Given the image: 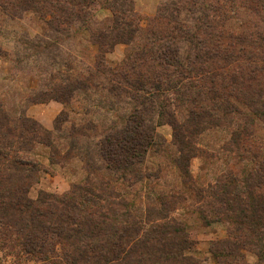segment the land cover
Instances as JSON below:
<instances>
[{"label": "trees", "instance_id": "trees-1", "mask_svg": "<svg viewBox=\"0 0 264 264\" xmlns=\"http://www.w3.org/2000/svg\"><path fill=\"white\" fill-rule=\"evenodd\" d=\"M98 6L113 12L106 25L94 19ZM21 8L49 15L50 25L66 24L65 32L72 25L74 33L76 26L93 31L99 53L88 75L68 65L53 98H83L87 105L79 112L97 109L107 119L74 122L55 135L0 104V250L43 264H196L193 231L172 216L196 199L205 225L227 224V237L210 246L218 263L264 264V135L257 132L264 128V0H166L155 18L165 27L150 25L122 66L107 65L105 57L117 43L141 37L133 0H23ZM241 8L259 22L237 31L231 21ZM54 45L34 48L56 64ZM121 101L127 111L119 109ZM69 119L62 112L56 130ZM165 123L173 128L174 149L157 131ZM218 128L228 132L222 149L241 164L201 185L191 159L205 152L200 136ZM68 132L81 143H59ZM44 142L51 165L78 157L86 177L65 193L31 197V187L49 170L34 156ZM153 154L171 155L177 189L151 186L161 177L148 163ZM133 185L145 189V205L125 194ZM247 251L256 263L246 259Z\"/></svg>", "mask_w": 264, "mask_h": 264}, {"label": "rangeland", "instance_id": "rangeland-1", "mask_svg": "<svg viewBox=\"0 0 264 264\" xmlns=\"http://www.w3.org/2000/svg\"><path fill=\"white\" fill-rule=\"evenodd\" d=\"M165 1L133 0L135 13L142 29L141 37L131 44L117 43L106 54L107 65L122 66L126 62L127 54L133 49H139L143 43L144 32L150 25L155 31L165 27V25L156 26L158 24H155L158 9ZM22 2L23 0H0V104L11 116L17 117L24 114L55 135L66 134L74 122L78 125L88 119L94 120L97 124L105 121L107 115L97 109V112L92 115L79 112L83 106L87 105L83 98H76L69 103L53 98L63 84L58 77L67 74L68 65L72 64V67L77 71L88 75L87 69L92 68L99 53L98 46L92 42L93 31H87L85 28L79 29L76 26V33H74V25H72L71 32H65L66 24L55 22L50 25L47 23V20L51 19L49 15L31 9H22ZM93 14L99 25H106L114 18L113 12L107 7L98 6ZM237 16V19L231 21L232 27L237 31L242 23L248 29L249 26L253 28V23L259 22V18L249 14L245 8H241ZM50 41L55 43L52 46V51L53 55L57 54L55 61L58 62L56 64L51 63L49 59L45 60L43 56H38L40 47L34 48L36 44L44 46L46 42ZM103 81L106 82L104 78ZM101 91L99 90V93L103 95ZM122 101L119 102V109L124 112V110H128L129 106ZM65 111L68 112L70 119L61 123L63 128L58 131L56 130V120ZM157 131L164 138L166 144L173 148V128L165 123L158 126ZM257 132L259 135H264V128L259 127ZM69 134L70 138H66V140L61 138L59 143H64L67 148H70L73 140L74 143H81V140L75 139V133L70 132ZM44 137L47 139V136ZM227 139L226 128L209 129L200 136L198 146L205 152L191 159L190 171L201 185L213 184L216 177L222 173L239 169L241 163L234 154H228L222 149ZM45 143H39L36 146L34 156L42 160L49 170L42 172L39 181L31 187L29 191L31 197H36L40 191L65 193L74 183L82 182L86 177L84 165L78 157L64 161L63 165H51L46 156L49 147ZM171 155L174 157L176 153L172 151ZM171 155L153 154L149 158L148 163L151 170L158 172L157 169H160L161 171V177L151 183V186L158 191H170V188H178L177 175L170 159ZM144 190L140 185H133L125 190V194L129 199L130 197L134 199L136 203L145 205ZM200 204L201 202L196 199H189L185 205H179L172 216L185 222L193 231V236L197 240L195 256L199 260L196 264H220L212 257L210 246L213 241L227 237V224L213 222L210 225H205L199 217ZM246 259L251 263H256L258 260L257 256L250 251L246 252ZM0 264L43 263L25 258L17 260L0 250Z\"/></svg>", "mask_w": 264, "mask_h": 264}]
</instances>
